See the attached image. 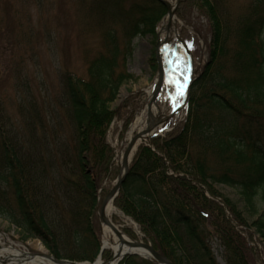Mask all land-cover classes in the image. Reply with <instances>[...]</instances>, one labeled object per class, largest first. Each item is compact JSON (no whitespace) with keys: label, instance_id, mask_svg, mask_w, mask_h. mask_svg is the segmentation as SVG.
I'll return each mask as SVG.
<instances>
[{"label":"trees","instance_id":"16d2710c","mask_svg":"<svg viewBox=\"0 0 264 264\" xmlns=\"http://www.w3.org/2000/svg\"><path fill=\"white\" fill-rule=\"evenodd\" d=\"M220 1H179V20L192 7L206 12L207 61L190 83L185 121L138 146L114 200L142 240L172 264H217L213 239L224 248L226 264H247L246 253L252 251L244 240L264 242V0H254L253 11L238 27L237 16L217 9ZM86 9L96 10L112 29L103 34L104 50L88 62L87 79L65 76L71 134L61 128L46 91L39 90L40 104L34 100L28 78L22 82L25 92L19 88L15 95V107L27 122L26 138L23 120L0 114V218L40 238L56 259L93 262L101 244L92 217L99 184L114 157L106 142L115 115L109 107L120 86L133 78L124 63L132 40L155 39L166 8L158 0H87ZM114 25L123 27L120 40ZM15 32V44L29 41V20L25 27L16 21ZM18 59L17 74H22L25 61L22 55ZM208 137L218 141L207 142ZM15 153L25 156L24 166L16 168ZM29 164L33 170L27 175ZM210 181L238 189L252 215L258 213L253 202L259 195L258 218L240 224L228 206L206 199L204 191L216 197ZM100 255L103 261L112 259L109 251ZM117 264L156 263L126 255Z\"/></svg>","mask_w":264,"mask_h":264},{"label":"rangeland","instance_id":"374dc122","mask_svg":"<svg viewBox=\"0 0 264 264\" xmlns=\"http://www.w3.org/2000/svg\"><path fill=\"white\" fill-rule=\"evenodd\" d=\"M166 1L175 2V0ZM86 6L87 0H43L41 2H37V0H0V16L3 17V29H0V114H7L11 119L16 117L19 121L23 120L24 112H18V107H15L17 101H15V95L19 88L20 91L25 92L24 78H28L31 90L35 94L34 100L40 104L39 90L46 91L51 108L59 113L58 121L61 128L70 131L71 134L73 128L71 127L70 107L66 106L68 102L64 87L65 76L69 74L78 80L87 79L88 62L104 50L103 34L105 31L110 30L112 26L111 22H104L96 10L88 11ZM215 6L217 9H223L225 13H231L230 15L233 17L237 16L239 21L236 27H238L253 11L254 0H221ZM15 12L17 13L15 14ZM165 15L158 23L155 39L150 35H146L132 40L130 56L124 63L126 72L132 75L133 78L120 86L116 99L109 107V110L115 111V115L107 130L106 142L112 149L114 157L112 158V166L108 177H105L99 184L97 192L98 205L92 217V225H96L101 245L102 221L99 209L104 196L116 182L119 171V163L116 162V158L120 151H124L128 136L136 126V119L141 117L145 120V116L142 117L144 114L143 109L148 103V89L157 78V58L162 64L164 72L173 79L177 92L172 94L168 92L167 95L169 96L165 101L157 102V106L164 109L160 115L166 114V117L161 126L155 127L154 134H164L185 121L188 102L177 114L173 115L169 114L171 109L169 102L180 96L182 88H185V94H187V85H190L197 78L207 61L210 23L204 10L192 7L184 12V20H177L176 18L179 40L176 45L168 49L165 61L161 62L157 39L158 29ZM28 20L33 34L30 36L29 41H23L22 45H17L15 44V22L20 21L25 27ZM114 28H116L118 39H122L121 30L123 27L114 25ZM18 55H22L25 61V64L22 65V74H17L20 65ZM42 85L46 86L42 88ZM153 122H156V119ZM24 124L27 125L25 120H23V124H20L24 127L23 134H21L24 136L23 139L29 133L27 126L25 127ZM217 141L218 139L215 137L207 138V142L213 144H216ZM24 153H26V150ZM86 155L84 154V157ZM13 156L16 168H20V164L24 166L25 156L22 153L20 157L18 153ZM129 160V165H131L133 158ZM22 161H24V164L21 163ZM84 162L88 165V161L84 160ZM29 165L24 170L27 175V170H33ZM88 167L87 169L90 170ZM208 187L213 189L216 197L204 191L205 198L222 207L228 206L227 208L231 210V216H235L240 224L245 219L247 225H250L258 218L263 205L259 195L253 202V208L258 213L252 215L244 209V201L238 189L213 181ZM26 194H28L27 191ZM6 196L12 199L9 192ZM195 197L194 195L190 197L191 204L193 203L192 199ZM31 201L35 203L33 197ZM234 206L235 208H233ZM33 207L35 208V204ZM203 212L206 213L207 210H203ZM111 221L130 240H141L137 226L116 207ZM237 230L238 227H235L234 231ZM241 236L244 237L242 233ZM260 240L254 237L252 244L250 241L244 240L245 243L249 244L248 246L251 247L252 251L246 253L247 264H264V242H260ZM210 242L216 262L226 264L224 248L216 239ZM5 249H16L30 255L39 254V250H43L47 255L50 254L40 238L30 237L21 229L0 218V251Z\"/></svg>","mask_w":264,"mask_h":264},{"label":"bare ground","instance_id":"6f19581e","mask_svg":"<svg viewBox=\"0 0 264 264\" xmlns=\"http://www.w3.org/2000/svg\"><path fill=\"white\" fill-rule=\"evenodd\" d=\"M166 1V0H165ZM180 1V0H179ZM169 2V1H167ZM175 3V2H174ZM174 3H170V10L174 7ZM179 40V32L177 30L176 26V18L172 17L169 19V12L167 11V14L165 15V18L163 19V22L161 26L158 29V54L160 56V60L163 63L167 57V52L168 49L171 46L176 45V43ZM156 85V81L154 82ZM150 86L148 89V103L151 102L153 91L155 88V85ZM183 92V95L178 96L174 100H171L169 103L171 105V109L169 110V114H177L185 105L186 102V94H185V88H182L181 90ZM174 93L177 92L175 89V85L173 82V79L168 76L165 72L163 74V82H162V87L161 90L156 97V99L151 102V105L148 107L147 105L143 109V116H145V120L143 118L138 117L135 121V128L130 132L128 136V141L134 136V134H140L142 135L141 138H145L147 126H146V117L147 113L150 114V119L153 122L156 119V124L157 126H161L163 120L166 117V114L160 115L161 111L164 109H161L160 107L157 106V102L159 101H165L169 95L167 93ZM141 140H138L136 143L135 147L131 151V155L133 154L134 150L136 147L140 144ZM130 159V158H129ZM118 161L119 167L123 169L122 167V151L119 152L116 162ZM115 212V207L113 204V199L109 200L104 208V217L106 220L111 221V217ZM120 236L116 235L115 232L111 227H109L106 224H102V244L104 249L100 247V252L97 258L93 262H84V261H72L77 264H100V253L103 251H111L113 256H116L115 261H113L112 264H115L117 262L118 258L120 259L123 257L125 254H136L141 256L143 259H148L149 253L142 249V248H130L127 244L131 242H143L142 238L139 241L136 240H130L127 235H125L122 230H119ZM153 248V247H152ZM153 250H155L153 248ZM39 254L37 255H30L27 253H22L19 250L16 249H5L0 251V258L4 257V255L8 254L9 256L11 255L10 261L13 264H54L51 259L48 258V256H51L53 259L54 258L51 254L47 255L43 250H39ZM155 252H157L155 250ZM159 253V252H157ZM160 254V253H159ZM161 255V254H160ZM59 260V259H56ZM218 264V263H217ZM219 264H223L220 262Z\"/></svg>","mask_w":264,"mask_h":264},{"label":"water","instance_id":"95a60500","mask_svg":"<svg viewBox=\"0 0 264 264\" xmlns=\"http://www.w3.org/2000/svg\"><path fill=\"white\" fill-rule=\"evenodd\" d=\"M169 12V19H171L172 17L175 16V10L178 6L179 0L175 1L174 7L172 8V10H170V4L169 2L165 1V0H158ZM159 46V43L157 42V47ZM158 73H157V82L153 91V95H152V99L151 102H153L157 95L159 94L161 87H162V82H163V67L162 64L159 62L158 58ZM151 102L148 103V107L151 105ZM147 130H146V134H145V138H141L142 135L140 134H135L130 140L129 143L122 155V168H119V174L116 180V183L114 185V187L110 190V192L107 194L105 200L103 201V204L101 206L100 209V218L102 220V222L106 225H108L109 227H111L113 229V231L115 232L116 235L120 236L119 230L108 220L105 219L104 217V208L106 203L111 200L114 199L115 196L118 194L119 189L125 179V176L127 175L128 171H129V157L131 155V151L133 150V148L135 147L136 143L138 142V140H142L145 141L149 136L151 131L154 129V127L157 125L155 123H151L150 121V114L147 113ZM130 248H142L144 250H146L149 253L148 259H150L151 261L157 263V264H171L165 257H163L162 255H160L159 253L155 252V250H153L152 246L149 243L146 242H131L127 244ZM102 249H104V247H102ZM141 257V256H140ZM49 259H51L53 261L54 264H77L75 262H71V261H65V260H56L53 259L51 256H48ZM116 256L113 257V260L111 262H102L100 264H111L113 261H115ZM119 260V258H118Z\"/></svg>","mask_w":264,"mask_h":264},{"label":"snow or ice","instance_id":"6c2138e0","mask_svg":"<svg viewBox=\"0 0 264 264\" xmlns=\"http://www.w3.org/2000/svg\"><path fill=\"white\" fill-rule=\"evenodd\" d=\"M180 95H181V96L183 95V92H182V91L180 92Z\"/></svg>","mask_w":264,"mask_h":264}]
</instances>
